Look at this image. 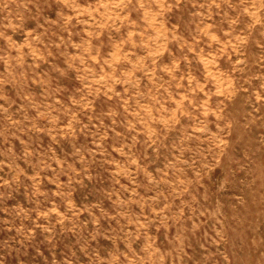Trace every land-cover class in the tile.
I'll return each mask as SVG.
<instances>
[{"label": "rangeland", "instance_id": "obj_1", "mask_svg": "<svg viewBox=\"0 0 264 264\" xmlns=\"http://www.w3.org/2000/svg\"><path fill=\"white\" fill-rule=\"evenodd\" d=\"M0 264H264V0H0Z\"/></svg>", "mask_w": 264, "mask_h": 264}]
</instances>
